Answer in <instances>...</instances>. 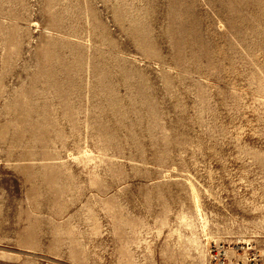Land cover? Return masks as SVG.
Instances as JSON below:
<instances>
[{"label":"rangeland","instance_id":"1","mask_svg":"<svg viewBox=\"0 0 264 264\" xmlns=\"http://www.w3.org/2000/svg\"><path fill=\"white\" fill-rule=\"evenodd\" d=\"M219 244L264 264V0H0V264Z\"/></svg>","mask_w":264,"mask_h":264},{"label":"built area","instance_id":"2","mask_svg":"<svg viewBox=\"0 0 264 264\" xmlns=\"http://www.w3.org/2000/svg\"><path fill=\"white\" fill-rule=\"evenodd\" d=\"M236 253H240L241 248L239 246H236ZM229 250L226 245L224 246H218L217 249L214 248V246H209V264H233L234 260H229ZM236 264H240L239 261H237Z\"/></svg>","mask_w":264,"mask_h":264}]
</instances>
